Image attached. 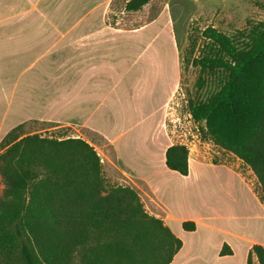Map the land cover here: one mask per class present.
Returning a JSON list of instances; mask_svg holds the SVG:
<instances>
[{
	"label": "trees",
	"instance_id": "16d2710c",
	"mask_svg": "<svg viewBox=\"0 0 264 264\" xmlns=\"http://www.w3.org/2000/svg\"><path fill=\"white\" fill-rule=\"evenodd\" d=\"M151 0H129L137 12ZM264 3V0H260ZM197 87L218 75L208 99L187 107L204 139L234 155L253 172L264 204V22L227 35L213 26L201 33ZM9 132L0 153V264H171L183 247L165 222L151 215L139 192L109 186L97 150L81 137ZM166 166L189 174V149L173 144ZM39 172V173H38ZM195 231L194 221H184ZM232 250L224 244L220 256ZM264 264V246H252Z\"/></svg>",
	"mask_w": 264,
	"mask_h": 264
},
{
	"label": "crops",
	"instance_id": "0c3cea01",
	"mask_svg": "<svg viewBox=\"0 0 264 264\" xmlns=\"http://www.w3.org/2000/svg\"><path fill=\"white\" fill-rule=\"evenodd\" d=\"M15 18L16 13L0 20V143L13 129L32 122L57 128L73 126L94 134L104 145L94 144L83 134L73 137L83 138L97 151L107 146L114 151L121 166L129 169L136 165L148 172L144 178L164 208L167 222L159 215H151L161 218L180 239L181 235L172 226L176 223L184 233V221L196 223V230L187 232L197 234L204 227L223 234L225 237L218 240L214 249L216 264H247L252 246H264V237L255 235L260 239H254L245 233L224 229L216 222L264 220V204L252 188L239 183L236 191L228 193L219 182L220 198L209 199L201 195L202 186L206 185L208 190L211 184L208 173L224 170L236 177L234 171L226 165L199 163L194 177L189 155V174L182 176L166 166V150L171 145L162 155L154 154L158 153L154 145L158 146L164 107L174 94V71L172 74L169 69L162 71L159 56L152 54L148 58L141 52L129 53L122 39L115 41L106 36L108 30L95 31L98 27L91 23ZM139 59L142 63L138 67ZM150 104L151 111L148 110ZM137 114L139 117L135 119ZM144 145L150 149H144ZM158 171L186 181L185 189L195 190L197 196L194 197L202 199L201 202L194 203L191 196L174 199L171 190L156 184ZM248 195L253 205L251 210L249 203L242 202ZM215 199L234 205L232 210L225 209L231 211L227 213L230 215H218L217 208L210 206L215 205ZM192 204L196 207L195 216L178 214ZM197 241V251L188 250L186 242L182 241L183 247L171 264H205L201 254L209 240ZM224 244L229 245L232 254L220 256ZM239 252L241 263L234 261ZM256 260L253 256V264Z\"/></svg>",
	"mask_w": 264,
	"mask_h": 264
},
{
	"label": "rangeland",
	"instance_id": "374dc122",
	"mask_svg": "<svg viewBox=\"0 0 264 264\" xmlns=\"http://www.w3.org/2000/svg\"><path fill=\"white\" fill-rule=\"evenodd\" d=\"M127 1L129 0H0V20L8 19L14 13H16L15 19L18 20L70 22L80 20L97 26L98 28L94 29L95 31L108 30L106 36L112 37L115 41L116 39H122L129 53L141 52L146 54L148 58L152 54L159 56L162 59L161 70L168 71L169 69L170 74L174 71L175 86L172 98L164 107L158 146L156 143L154 145L158 152L154 153L155 156L162 155L169 145L184 144L189 149L192 176H196L194 172L197 171L196 166L199 163L206 166L209 164L226 165L235 172L236 177L224 170L221 172L211 170L208 173L211 184L208 185V190H206V185L202 186L201 195L208 196L209 199L220 198L218 183L221 182L225 192L236 191V186L241 183L244 186L251 187L258 197L261 196L257 178L249 167L234 155L224 152L211 140L202 137L199 125L188 116L187 103L189 97L202 101L208 99L220 84L219 76L213 75L206 77L205 85L202 88L196 85L199 70L192 67L190 60L191 57L200 53L203 44L202 31L209 26H213L227 35H233L238 30L247 28L251 23L264 22V3L260 0H151L142 10L129 12L125 9ZM30 7L33 8L32 11L26 14V10ZM141 63V59L137 60L138 67ZM163 63L166 67H163ZM151 109L150 104L148 110L151 111ZM138 117L137 114L135 119H138ZM20 133H38L43 137L55 138L83 134L94 144L104 145V142L98 136L78 127L75 129L73 126L57 128L54 125L32 122L22 126ZM3 146L2 141L0 152ZM106 149H108L107 146L99 148L97 152L104 160H102L104 175L109 186L127 185L135 188L139 192L146 210L150 214L159 215L167 222L164 208L160 205L151 186L144 178L148 175V172L136 165L130 166L129 169L123 165L121 166L119 160L115 157L114 151ZM144 149L149 150L150 147L144 145ZM140 160L139 158V162ZM155 176L156 184L158 183L160 188L166 187L171 190L174 199L191 196L194 203L201 202L202 199L198 200L196 198L199 197H194L197 196L195 190L188 192L185 189L188 185L186 181L176 177L172 178L162 171H158ZM3 188L0 177V191ZM242 202L249 203L250 210L252 209L253 205L250 203L249 195ZM213 203L215 205L210 206L217 208L219 216L223 214L230 215L227 213L231 211L226 210L234 208V205L231 202L227 204V201L220 202L215 199ZM193 205L192 207L186 206L184 210L177 213L185 216H195L197 214L196 207ZM235 208L237 209V207ZM247 208L249 207L247 206ZM216 223L224 229L245 233L254 239H260L256 238L257 235L264 237V220L231 221L229 219ZM172 227L176 233L181 235V240L186 242L188 250L196 249L197 251V240L208 239L209 242L204 246V252L201 255L205 260V264H216L214 249L219 243L218 240L225 237L223 234L204 227H201L197 234L187 231L181 233L176 223ZM234 261L241 263L240 252ZM76 264H79L78 260ZM255 264H259L257 260Z\"/></svg>",
	"mask_w": 264,
	"mask_h": 264
},
{
	"label": "built area",
	"instance_id": "2783aa9c",
	"mask_svg": "<svg viewBox=\"0 0 264 264\" xmlns=\"http://www.w3.org/2000/svg\"><path fill=\"white\" fill-rule=\"evenodd\" d=\"M188 116L190 117V119H192V116L190 115L189 111H188Z\"/></svg>",
	"mask_w": 264,
	"mask_h": 264
}]
</instances>
